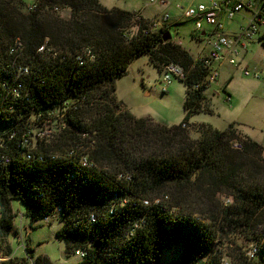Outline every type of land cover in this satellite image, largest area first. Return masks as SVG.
Returning <instances> with one entry per match:
<instances>
[{"label":"trees","instance_id":"1","mask_svg":"<svg viewBox=\"0 0 264 264\" xmlns=\"http://www.w3.org/2000/svg\"><path fill=\"white\" fill-rule=\"evenodd\" d=\"M23 1L0 0V97H10L2 83L14 80L19 65L28 67L20 74L24 86L15 104L23 115L31 108L78 105L68 114L69 128L39 144L37 153L65 155L87 131L95 140L89 153L94 165L78 169L66 159L26 161L16 150L17 135L7 150L13 160L0 166L2 233L10 231L16 216L11 199H19L32 221L61 207L65 224L57 238L65 241L67 254L85 250L74 264H154L171 246L179 254L166 264H225L216 247L237 233L255 240L258 255L239 251L230 264H264V146L233 122L218 129L189 121L194 113L212 111L203 60L172 37L164 39V27L151 30L144 18L131 34L134 13L106 8L99 0H41L44 7L52 3V10L70 7L69 17L40 6L22 11ZM16 39L22 48L10 53ZM142 53L160 70L169 62L183 68L185 114L179 123L137 116L118 99L117 78ZM219 195L231 202L224 205ZM25 262L15 256L5 264ZM33 264L52 261L39 254Z\"/></svg>","mask_w":264,"mask_h":264},{"label":"rangeland","instance_id":"2","mask_svg":"<svg viewBox=\"0 0 264 264\" xmlns=\"http://www.w3.org/2000/svg\"><path fill=\"white\" fill-rule=\"evenodd\" d=\"M202 1L207 0H168V3L164 5L149 3L148 0H99L106 8L118 7L134 13L129 27L131 34L137 32L139 25L136 21H139L140 18L148 20L152 27L151 30H159L158 27H153V23L164 12L168 11L170 19L164 20V23L169 24L173 41L180 43L184 48L191 51L194 57L203 56L208 51V46L202 38L191 36L193 21L186 19L178 5L188 6ZM38 4L43 8L42 10L54 11L51 9L52 3L45 4L44 7L42 1L39 0ZM18 5L22 11H28L27 4L24 1L19 2ZM71 12L70 7L62 5L56 12L54 11V13L64 17H69ZM237 25L236 22H228L226 28L235 29ZM249 49H252L253 52L248 54V58L252 56L255 58L256 55L261 53V48L256 44H249ZM252 64L253 62H249V65ZM162 76L163 71L150 61L148 54L142 53L134 57L128 65L127 72L117 78V97L137 116H151L155 120L168 124L179 123L185 114L186 85L183 80L172 76L171 83L166 90H163ZM263 87L264 82L261 79L246 76L240 67L225 62L221 66L218 80L205 90L208 97L206 104L208 107L210 106L209 108L212 111L194 113L189 121L191 123L205 122L218 129H224L233 122L238 132L250 136L264 146ZM214 90H218V93H214ZM227 93L230 94L229 100H226ZM262 155L264 158V151ZM162 197L168 200L167 194ZM162 197L160 196L157 200H162ZM218 200L225 205L229 201L231 202V197L219 195ZM12 205L14 210L18 212L14 224L18 226L19 234L14 236L11 233L8 243L16 256L26 258L25 264H33L39 254L48 256L52 264H74L81 258L76 252L67 254L65 252V241L56 236V231L65 224L63 220L42 222L37 219L32 221L25 214L26 206L21 200L13 199ZM30 225L31 227H29ZM25 226L27 230L24 228ZM21 239L28 243L33 250L26 251L20 243ZM229 239L231 240L227 244L217 245L216 247L222 251V260L227 261L228 264H230L233 253L246 252L247 250L248 254L250 244L255 241H247L239 233L230 236ZM178 254V247L164 248L161 251L160 262L157 264H166L177 257Z\"/></svg>","mask_w":264,"mask_h":264},{"label":"built area","instance_id":"3","mask_svg":"<svg viewBox=\"0 0 264 264\" xmlns=\"http://www.w3.org/2000/svg\"><path fill=\"white\" fill-rule=\"evenodd\" d=\"M38 2L39 0H25L27 10H37L39 8ZM148 2L164 5L168 3V0H148ZM178 6L186 19L193 21L192 32L197 38L205 40V44L208 46V51L203 56H198L203 60L207 69V75L204 80L207 87L218 80L221 66L225 62L240 67L244 75L253 76L264 82V0H207L188 6ZM52 7L53 10L60 8L58 5H53ZM169 19L170 15L166 11L153 23V27H164L167 31L169 30V24L164 23V20ZM228 22L238 23L237 28H226ZM249 44L258 45L261 48L260 55H256L255 58L254 56L248 58V54L253 52L252 49H249ZM21 48V43L16 39L10 49V53L18 52ZM43 48L44 46H41L39 50ZM84 52L91 55L89 48H85ZM79 60L80 63H83L82 56H79ZM249 62H253V64L249 65ZM16 70L14 74L12 73L14 80L10 79L2 83L5 92H7L6 94L10 97L5 98L2 95L0 97V166L10 164L13 160V155L7 150L13 147L10 146V142H13L17 135H20L19 141L16 142V150L21 152L26 161L36 160L45 164L48 161L47 159H66L78 169L93 167L94 163L89 158V153L95 146V140L87 131L81 134L83 141L67 149L65 155L59 153H37L39 144L49 143L52 139L59 137L60 133L65 129L69 128L67 122L68 114L71 110L78 109V105L72 104L73 102H65L63 106L46 111H37L35 108H31L27 116L23 115L21 108H18L15 104L24 86L23 82L19 80L20 74L27 72L28 67L19 65ZM162 71L163 90H166L171 83L172 76L179 79L185 77L183 68L173 62L166 63ZM229 99L230 94L227 93L226 100ZM234 146L238 148L241 144L235 141ZM1 176L0 173V188L1 184L4 185ZM12 200L11 206L13 208ZM144 202L147 204L148 200H144ZM3 209L4 206L0 200V264H5L16 256L8 241L11 233L14 236L19 234L18 226L14 224L16 216L10 231L7 234L2 233ZM13 211L16 214L18 213L14 208ZM60 213L61 207L58 206L52 212L42 215L40 220L42 222L61 221ZM89 221H95L94 214L90 215ZM24 228L27 230L26 226ZM20 243L28 251L29 244L25 243L23 239L20 240ZM75 252L80 257L85 255V250L83 249H77ZM248 254L250 257L258 255L256 242L250 244ZM225 264H228V262L225 261Z\"/></svg>","mask_w":264,"mask_h":264},{"label":"water","instance_id":"4","mask_svg":"<svg viewBox=\"0 0 264 264\" xmlns=\"http://www.w3.org/2000/svg\"><path fill=\"white\" fill-rule=\"evenodd\" d=\"M172 37V34L169 30L166 31V34L163 36L164 39H169ZM154 264H157V260L154 261Z\"/></svg>","mask_w":264,"mask_h":264},{"label":"crops","instance_id":"5","mask_svg":"<svg viewBox=\"0 0 264 264\" xmlns=\"http://www.w3.org/2000/svg\"><path fill=\"white\" fill-rule=\"evenodd\" d=\"M190 52H191V51H190ZM214 93H216V94H217V93H218V90H214Z\"/></svg>","mask_w":264,"mask_h":264}]
</instances>
